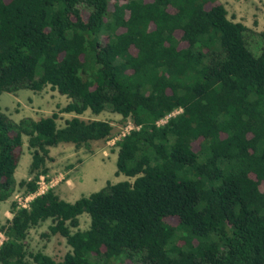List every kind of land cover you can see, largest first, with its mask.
<instances>
[{
  "label": "trees",
  "instance_id": "obj_1",
  "mask_svg": "<svg viewBox=\"0 0 264 264\" xmlns=\"http://www.w3.org/2000/svg\"><path fill=\"white\" fill-rule=\"evenodd\" d=\"M46 86L70 99L60 112L109 106L131 119L115 173L133 180L12 203L0 264H264V32L219 0H0V94ZM58 112L14 121L0 110V201L15 190L24 137L27 195L50 147L111 134L102 119L58 126ZM47 220L41 236L69 246L60 260L28 248Z\"/></svg>",
  "mask_w": 264,
  "mask_h": 264
},
{
  "label": "rangeland",
  "instance_id": "obj_2",
  "mask_svg": "<svg viewBox=\"0 0 264 264\" xmlns=\"http://www.w3.org/2000/svg\"><path fill=\"white\" fill-rule=\"evenodd\" d=\"M227 10V17L241 22L256 32H264V0H219ZM70 99L57 90L44 87L40 91L21 89L16 92L0 94V110L14 121L23 117L35 120L58 112L56 119L58 126H63L66 119L78 116L84 120L102 119L112 124L109 137L92 141L89 147H76L73 143L63 142L49 148L50 159L47 160L48 173L45 176V185L41 189L51 188L60 198L74 201L82 195H88L105 186L107 181L115 183L122 180L132 181L133 178L123 174L116 175L117 147L115 142L120 138L126 127L132 123L131 119L122 117L113 112L109 106L99 114L89 110L82 114L60 112ZM30 150L27 147V138L24 137V150L14 172L16 187L12 195L0 201V225L11 217L12 203H26V195L19 182L29 179ZM79 228L89 226V216L83 213L79 216ZM49 220L33 227L27 235L28 248L31 251H42L55 260H60L69 249L65 238L56 234L45 239L41 233L47 230ZM0 234V242L3 239ZM35 264V263H33Z\"/></svg>",
  "mask_w": 264,
  "mask_h": 264
},
{
  "label": "built area",
  "instance_id": "obj_3",
  "mask_svg": "<svg viewBox=\"0 0 264 264\" xmlns=\"http://www.w3.org/2000/svg\"><path fill=\"white\" fill-rule=\"evenodd\" d=\"M181 110H182L181 108H178V109H175L174 111L168 113V114L165 115L163 118H161L160 120H158V121H157V124H163V123H165V122L167 121L168 118H170L171 116H174V115H176L177 113L181 112ZM133 128H134L133 123H130V124L126 127V129H125L126 131L123 132L122 135H124L125 133L129 132V131H130L131 129H133ZM122 135H121V136H122ZM121 136H120V137H121ZM45 178H46V177H45L44 175H41V176L39 177V181L37 182V183H38L37 190H36L34 193H32V194H27L26 197H25V201H26V203L21 204V206H24V207L28 206L29 201H30L35 195L40 194V193H43V192H45V191L47 190V189H45V190L41 189L42 186L45 185ZM18 205H20V204H18ZM0 243H1V242H0Z\"/></svg>",
  "mask_w": 264,
  "mask_h": 264
}]
</instances>
